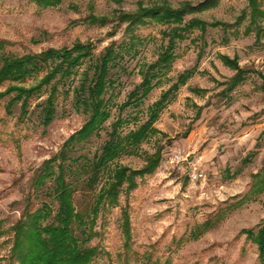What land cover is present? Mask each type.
<instances>
[{"label": "rangeland", "instance_id": "rangeland-1", "mask_svg": "<svg viewBox=\"0 0 264 264\" xmlns=\"http://www.w3.org/2000/svg\"><path fill=\"white\" fill-rule=\"evenodd\" d=\"M185 3L207 5L187 19L219 21L230 27L209 26L204 33H188L176 45L171 68L153 80L159 81L153 90L138 103L122 107L142 82L148 65L167 45L163 31L168 25L151 22L139 26L138 39L130 47L125 45L126 24L117 27L113 19L119 12L134 13L142 6L179 8ZM244 12H249V0H63L49 8L32 0H0V42L4 43L0 66L4 55L92 42L93 55L79 67L71 83L75 87L86 73L93 74L94 63L105 47L116 44L114 83L106 95L111 116L100 135L82 146L78 155L93 157L100 151L118 119L122 120L123 136L144 124L150 107L179 75L186 70L192 73L168 94L153 124L156 130L110 162V168L140 169L148 155L158 149L162 155L154 172L137 177L135 189L123 190L116 205L99 212L96 234L89 242L98 247L99 255L91 264H264L257 244L244 232H257L264 223V36L257 39L255 32H245L247 18L238 24ZM91 15L107 16L109 22L92 23ZM222 54L236 57L248 70L233 90L228 87L237 71L224 63ZM33 83L30 79L27 85ZM47 94L43 91L30 99L25 117H20V104L8 108L10 96L0 100V264H18L11 251L12 227L28 205L32 211L43 203L57 208L46 187L37 191L31 187L32 179L88 117L82 107L74 105L71 92L69 97L61 96L58 115L45 129L39 104ZM177 150L205 178L193 181L179 169L172 162ZM125 208L130 216L129 241L123 231Z\"/></svg>", "mask_w": 264, "mask_h": 264}, {"label": "trees", "instance_id": "trees-1", "mask_svg": "<svg viewBox=\"0 0 264 264\" xmlns=\"http://www.w3.org/2000/svg\"><path fill=\"white\" fill-rule=\"evenodd\" d=\"M32 1L42 8L55 7L63 2ZM206 6H191L187 3L179 8L169 5L142 6L137 12H119L115 16L113 20L117 22V27L126 24L125 45L130 47L138 39L136 29L139 26L151 22L168 25L163 31V36L168 38L167 45L159 58L148 65L142 82L130 92L122 107L138 103L153 90L159 82L153 83V80L171 68L177 57L176 45L178 41L186 39L188 33L193 30L204 33L209 26H221L226 30V27H230L229 24L219 21L207 23L197 17L186 18L189 14L203 11ZM88 18L95 24L106 25L109 22L107 16L91 15ZM245 18L248 19L245 28L247 34L255 32L257 39L264 36V0H249V12H244L238 24ZM94 48L92 42H76L72 47H51L37 53L2 57L0 87L6 82L9 84L5 90L0 91V100L10 96L9 109L20 104V117L27 115L30 99L43 91L48 94L39 104V119L45 129L58 115L61 96L69 97L71 92L74 105L82 107L88 116L82 127L69 136L61 149L43 162L32 179L31 187L36 191L46 187L57 201V208L54 209L51 203H43L32 211L28 205L13 225L14 244L11 251L18 264H91L94 261L99 250L98 247L89 245V242L96 234L94 227L99 212L106 206L116 205L123 190L128 193L135 189L138 185L137 177L154 172L162 155L159 149L148 155L146 164L140 169L125 165L110 168V162L124 151L138 145L150 130H156L153 124L165 106L168 94L178 89L192 75L190 70L181 73L178 81L150 107L148 120L137 129L131 130L125 136L121 135L122 120L118 119L112 124L109 139L101 146L100 151L95 152L93 157L78 155L82 146L100 135L101 129L111 116L106 95L114 83L112 67L119 52L114 42L105 47L96 59L93 74L90 76L86 73L77 86H71L79 67L86 58L93 55ZM3 49L4 43L0 42V51ZM221 58L226 65L237 71L228 87V90H233L243 82L248 70L239 65L236 57L222 54ZM30 79L35 83L27 85ZM106 172L108 175L104 177ZM50 181L52 183L48 184ZM122 219L124 235L129 241L130 216L126 208L123 209ZM244 232L257 244L259 256L264 259V223L257 232L254 229Z\"/></svg>", "mask_w": 264, "mask_h": 264}, {"label": "built area", "instance_id": "built-area-1", "mask_svg": "<svg viewBox=\"0 0 264 264\" xmlns=\"http://www.w3.org/2000/svg\"><path fill=\"white\" fill-rule=\"evenodd\" d=\"M172 162L183 171L187 172L193 181L205 178V174L196 165L188 160V157L182 150H177L172 155Z\"/></svg>", "mask_w": 264, "mask_h": 264}]
</instances>
